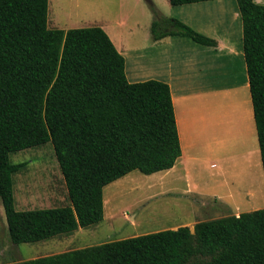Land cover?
Masks as SVG:
<instances>
[{"label":"trees","instance_id":"1","mask_svg":"<svg viewBox=\"0 0 264 264\" xmlns=\"http://www.w3.org/2000/svg\"><path fill=\"white\" fill-rule=\"evenodd\" d=\"M206 0H170L172 6ZM264 169V4L238 0ZM154 41L216 40L153 6ZM49 0H0V199L14 243L99 223L105 187L134 170L153 174L182 155L171 89L131 82L101 26L50 28ZM52 141L70 203L18 210L10 155ZM6 264H264V208Z\"/></svg>","mask_w":264,"mask_h":264},{"label":"crops","instance_id":"2","mask_svg":"<svg viewBox=\"0 0 264 264\" xmlns=\"http://www.w3.org/2000/svg\"><path fill=\"white\" fill-rule=\"evenodd\" d=\"M256 2L264 4V0ZM177 8L180 16L172 17L215 39L217 44L202 45L189 37L170 35L153 40L140 53L133 54L128 48L119 49L107 33L125 57L129 81L157 79L168 83L171 89L182 155L172 168L154 173L158 190L180 194L185 187L182 195L195 194L202 201V196H209L213 204L223 206L218 208L221 214L211 219L238 216L242 213L239 206L243 193L253 200L264 197V169L238 0H206ZM208 154L221 162L211 163V167L221 170L215 175L211 194L205 188L199 190L201 185L192 176V171L199 170V165L208 160ZM227 164L230 180L249 186H236L235 190L228 186ZM247 175L248 180L244 177ZM208 185L206 180L204 186ZM260 208L255 206L253 210ZM196 223L185 220L172 228L194 229Z\"/></svg>","mask_w":264,"mask_h":264},{"label":"rangeland","instance_id":"3","mask_svg":"<svg viewBox=\"0 0 264 264\" xmlns=\"http://www.w3.org/2000/svg\"><path fill=\"white\" fill-rule=\"evenodd\" d=\"M153 6L166 16H180L177 6H172L170 0H49L48 25L50 28L65 30L89 26L105 27L119 49L125 47L124 49L128 48L135 54L153 43ZM210 155L207 156L208 160L202 162V166L199 165V170L192 171V176L201 185L199 190L205 188L211 194L217 178L215 175L221 171L219 167H211V163L221 162L216 156ZM10 158L15 163H27L14 175L18 210L50 208L70 203L52 141L14 152ZM226 169L228 186L233 187V190L236 186H249L230 180L228 164ZM154 175L134 170L108 184L104 189L105 216L102 221L69 234H59L36 242L14 243L11 240L0 199V264L173 229L172 226L185 220L199 222L221 214L218 208L223 206L213 204L214 200L209 196H202V201L195 194L182 195L185 187H182L180 194L176 191H159ZM244 177L247 180L249 178L248 175ZM206 180L210 185L204 186ZM242 196L239 206L242 212L252 211L255 206L264 208V197L256 196L253 200L246 193ZM232 210L236 212L234 206Z\"/></svg>","mask_w":264,"mask_h":264},{"label":"built area","instance_id":"4","mask_svg":"<svg viewBox=\"0 0 264 264\" xmlns=\"http://www.w3.org/2000/svg\"><path fill=\"white\" fill-rule=\"evenodd\" d=\"M213 165H215V164H213Z\"/></svg>","mask_w":264,"mask_h":264}]
</instances>
